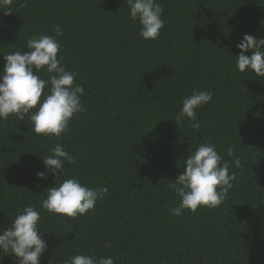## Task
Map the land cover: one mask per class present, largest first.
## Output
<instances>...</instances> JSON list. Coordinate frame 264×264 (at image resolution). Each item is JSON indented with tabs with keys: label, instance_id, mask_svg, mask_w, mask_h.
<instances>
[{
	"label": "trees",
	"instance_id": "16d2710c",
	"mask_svg": "<svg viewBox=\"0 0 264 264\" xmlns=\"http://www.w3.org/2000/svg\"><path fill=\"white\" fill-rule=\"evenodd\" d=\"M158 2L165 26L156 40L139 35L127 0H13L11 13L0 10V70L3 54L29 51V38L55 36L58 24V58L85 89V110L58 138L35 135L27 116L0 120V229L25 206L40 210L48 243L40 264L76 254L115 264H264V79L235 64L245 33L264 38V0ZM193 89L213 93L197 109L198 132L173 119ZM209 141L225 161L236 144L233 189L215 209L170 214L180 198L169 185L189 150ZM57 143L75 157L61 181L108 188L75 219L40 208L56 177L36 173ZM0 264L14 261L0 250Z\"/></svg>",
	"mask_w": 264,
	"mask_h": 264
},
{
	"label": "clouds",
	"instance_id": "9594fccd",
	"mask_svg": "<svg viewBox=\"0 0 264 264\" xmlns=\"http://www.w3.org/2000/svg\"><path fill=\"white\" fill-rule=\"evenodd\" d=\"M23 0L21 6H25ZM13 0H0V10L11 13ZM129 16L140 25L139 35L145 40H156L165 26L162 19L163 7L158 0H127ZM52 35H39L27 40L29 51H14L4 56L0 70V120L15 115L18 120L25 116L31 121L32 132L44 137H60L68 129L71 119L85 108L81 97L85 94L83 86L75 82L76 73L66 70L58 58L61 44L57 37L63 36L60 25H54ZM240 50L236 57V69L240 73L251 72L264 79V38L245 33L236 43ZM251 52L250 55L245 54ZM47 73V78H44ZM47 89V91H46ZM213 93L193 89L189 96L182 99V106L173 118L179 126L185 119L191 121V128L199 131L201 125L197 109L208 104ZM227 155L233 160L225 161L223 155L212 142L199 144L184 160L183 171L169 185L180 198L179 205L169 212L181 216L183 210L196 213L200 207L215 209L228 198L237 180L235 171L240 168L241 157L237 154L236 144L229 145ZM46 171L37 172V177L47 179L48 173L56 177L54 186L46 190L40 201V208L52 214L64 215L75 219L93 210L96 202L108 192L106 186L90 188L78 178L61 181L65 162L75 163V157L57 143L50 154L42 157ZM41 214L33 205L18 210L10 226L0 229V250L13 258L14 264H40L41 257L48 248L40 227ZM45 231V230H43ZM105 242L104 247H108ZM64 264H115L111 256L97 257L93 254H76Z\"/></svg>",
	"mask_w": 264,
	"mask_h": 264
}]
</instances>
